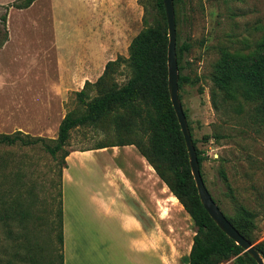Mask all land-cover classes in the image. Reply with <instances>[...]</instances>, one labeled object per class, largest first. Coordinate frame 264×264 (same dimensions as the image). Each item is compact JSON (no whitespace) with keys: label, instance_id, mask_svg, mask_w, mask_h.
I'll list each match as a JSON object with an SVG mask.
<instances>
[{"label":"rangeland","instance_id":"rangeland-1","mask_svg":"<svg viewBox=\"0 0 264 264\" xmlns=\"http://www.w3.org/2000/svg\"><path fill=\"white\" fill-rule=\"evenodd\" d=\"M16 1L0 0V135L19 131L56 139L67 114L86 110L76 93L90 67L96 83L108 62L129 58L131 42L154 20V0H36L22 10L11 7ZM174 5L177 51L182 43L191 45L179 70L191 81L179 88V96L204 157L205 184L228 217L236 218L240 205L253 213L256 247L264 242V122L257 103L243 99L216 109L212 76L222 51L249 54L264 39V0ZM132 74L124 62L113 80L120 87ZM98 94L90 91L88 101ZM141 130L121 131L112 121L79 127L71 131L66 150L88 152L134 136L147 143ZM63 165L61 153L55 160L40 146L0 147V264L60 260ZM157 181L159 196L180 203L158 175ZM70 191L68 184L67 198ZM188 222L186 240L196 231L193 224L189 232ZM222 264H236L235 258Z\"/></svg>","mask_w":264,"mask_h":264},{"label":"trees","instance_id":"trees-1","mask_svg":"<svg viewBox=\"0 0 264 264\" xmlns=\"http://www.w3.org/2000/svg\"><path fill=\"white\" fill-rule=\"evenodd\" d=\"M35 1L17 0L11 7L28 9ZM183 2L184 0H174V4L181 5ZM154 9L152 23L146 21L145 29L131 42L129 58L119 56L117 60L108 62L103 75L96 83L87 81L84 88L76 93L86 110L79 116L74 113L67 114L59 126L56 139L31 137L18 131L13 135H0V147L40 146L55 160L61 153L65 164L63 168H68L66 158L70 153L66 147L72 130L87 125H98L104 121H112L121 131H132L134 126L139 127L144 136L148 135L147 143L134 136V139L126 140L122 144L109 143L96 149L134 145L167 185L196 228L187 264H222L233 258L236 264H256L248 253L220 229L202 205L192 175L184 136L168 90L169 30L163 0H154ZM190 49L191 45L187 42L179 46V70L182 69V60ZM124 62L131 67L133 74L126 84L118 87L113 75ZM190 81L187 75H180L179 88ZM212 81L213 104L216 109H219L221 103L229 104L243 99L257 103V115L264 122V39L256 50L249 54L222 51ZM93 89L99 94L88 101ZM186 117L188 118L187 114ZM196 144L194 140L202 173L204 157ZM61 197L63 198V193ZM216 203L218 204L217 201ZM60 216V260L58 263L50 261L49 264H64L63 199ZM225 216L242 236L254 242L253 232L256 224L252 212L240 205L236 218L226 214ZM256 249L264 259V242L256 245Z\"/></svg>","mask_w":264,"mask_h":264},{"label":"crops","instance_id":"crops-1","mask_svg":"<svg viewBox=\"0 0 264 264\" xmlns=\"http://www.w3.org/2000/svg\"><path fill=\"white\" fill-rule=\"evenodd\" d=\"M94 72L91 66L86 81H95ZM68 158L62 180L64 264L188 263L195 236L186 240L191 218L180 203L159 196L157 174L134 145Z\"/></svg>","mask_w":264,"mask_h":264},{"label":"water","instance_id":"water-1","mask_svg":"<svg viewBox=\"0 0 264 264\" xmlns=\"http://www.w3.org/2000/svg\"><path fill=\"white\" fill-rule=\"evenodd\" d=\"M166 19L169 30V45H168V90L172 106L176 113L178 122L181 127V131L184 136L186 148L189 155L190 166L192 175L198 190V195L214 222L220 227V229L237 245H239L244 252L248 253L249 256L256 262V264H264V259L256 247L242 236L239 231L232 225L227 219L224 212L221 210L219 205L214 200L210 191L208 190L204 178L201 173V168L194 145V140L189 129L188 120L186 113L179 96V64L177 58V25H176V13L174 0H163Z\"/></svg>","mask_w":264,"mask_h":264}]
</instances>
